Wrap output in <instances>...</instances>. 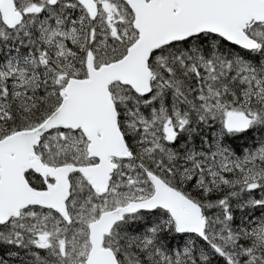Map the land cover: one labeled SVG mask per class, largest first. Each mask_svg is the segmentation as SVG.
Listing matches in <instances>:
<instances>
[{"label": "snow or ice", "instance_id": "snow-or-ice-1", "mask_svg": "<svg viewBox=\"0 0 264 264\" xmlns=\"http://www.w3.org/2000/svg\"><path fill=\"white\" fill-rule=\"evenodd\" d=\"M0 264H264V0H0Z\"/></svg>", "mask_w": 264, "mask_h": 264}]
</instances>
